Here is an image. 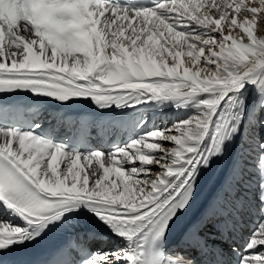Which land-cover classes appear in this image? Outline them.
<instances>
[{
	"label": "snow or ice",
	"instance_id": "obj_1",
	"mask_svg": "<svg viewBox=\"0 0 264 264\" xmlns=\"http://www.w3.org/2000/svg\"><path fill=\"white\" fill-rule=\"evenodd\" d=\"M260 23L264 0H0V264H29L23 250L77 222L100 227L78 233L79 257L66 251L61 264H264V179L257 193L240 169L228 191L244 186V195L210 214L239 240L242 207L259 212L234 259L200 236L210 216L169 244L213 161L242 132L264 149ZM20 91L131 110L132 128L144 131L93 149L83 126L61 134L38 108L4 99ZM150 105L196 114L160 128ZM103 229L119 243L92 250ZM193 247L206 259L190 258Z\"/></svg>",
	"mask_w": 264,
	"mask_h": 264
},
{
	"label": "bare ground",
	"instance_id": "obj_2",
	"mask_svg": "<svg viewBox=\"0 0 264 264\" xmlns=\"http://www.w3.org/2000/svg\"><path fill=\"white\" fill-rule=\"evenodd\" d=\"M257 35H264V24L260 23L258 25V27L255 29ZM152 111H150L148 113L149 116H156L159 115L160 117L164 118L165 115H167L169 112L173 111V109H175L174 106H167L164 107L162 109L157 108L155 106L150 105L149 106ZM176 112H180L179 109H175ZM196 113H194L195 115ZM131 115V110H112L110 111L106 116L103 117L102 119V124L98 127V135L99 133H103L106 136H111L112 138L114 137H120L122 138L124 141L125 140H130L132 137L134 138H138V136L140 134H142V132L144 130L141 129H136L134 130L132 128V121L129 118ZM174 113H172L170 115V117H173ZM44 120L47 121V125H54L55 127H61L62 124L58 121L57 117L55 115L53 116H45L43 117ZM124 119V120H122ZM123 129H122V125ZM123 133V135H122ZM243 133V132H242ZM241 136L237 138L238 141V147H237V151H236V155L234 156L229 169L227 170L226 174L224 175L221 183L215 188V190L212 193L211 198L208 200V202L206 203V205L204 206V208L202 209V211L194 218L193 223L191 224V228L182 236V240L185 239L186 234L194 227L196 226L198 223L201 222L202 218H204L205 216H209L214 209H216L217 207H219L221 205V201L223 200H235L237 198H235L234 196L237 195L238 198L240 196L244 195L245 192V187L244 186H240L241 189L238 190L239 187H237V190L233 193L230 194L228 191V188L230 186V184L232 183L233 180V174L234 171L237 169H242V164L241 162L244 160V158H242V155H246L248 157H251L252 155L249 154L251 150H254L255 148H253L254 144L252 142V140L250 139H246L244 136ZM97 150H101V151H109V141L108 142H102L100 144L97 145ZM257 151V150H256ZM264 151V149H261L262 152ZM250 162V161H249ZM248 163V162H246ZM249 166V165H248ZM247 166V167H248ZM249 169L251 170V173L247 176H250L248 181H252L255 185V191L257 192V188L258 185L260 183V181L262 179H264V174L261 175V171L260 172H256L254 171V167L249 166ZM243 171V169H242ZM263 171V170H262ZM243 174H245L243 172ZM246 176V178H248ZM238 192H240L239 194H237ZM228 194L230 195L229 197H232L233 195V199H227L228 196L224 195V194ZM217 201V202H215ZM247 208V205L245 204L241 211H240V218H239V223L241 225L240 228V233L239 235L242 237V239L244 240L251 232V226L253 227V225L255 224L256 220L259 217V212H253L249 207H248V211H245ZM213 219L209 220V223L211 224L212 228L207 227L208 224L203 223L200 227V236L203 237L205 239V241L209 244L214 246L217 249H222L224 251V253L226 254V259L228 260H233L234 256L231 253V249L225 248L229 245V243H231L232 241L224 238L222 231H219L217 229H215L213 226L214 224H216L217 226L219 225V228L221 229V225L224 226L225 229H229V224L226 222L225 217L223 216H212ZM217 235V236H216ZM229 235L230 238L237 235V233L229 230ZM236 240V239H233ZM113 243L111 245H106L105 243ZM119 243V241H117V239L115 237H110L108 236V239H106L105 241L102 242V244L99 246V248H105L107 250H112L116 247V244ZM178 244V243H175ZM227 245V246H226ZM193 252L194 255H196V253L198 255H201V251L195 247L190 248L188 251V254L190 252Z\"/></svg>",
	"mask_w": 264,
	"mask_h": 264
},
{
	"label": "rangeland",
	"instance_id": "obj_3",
	"mask_svg": "<svg viewBox=\"0 0 264 264\" xmlns=\"http://www.w3.org/2000/svg\"><path fill=\"white\" fill-rule=\"evenodd\" d=\"M264 24V23H263ZM176 109V108H175ZM175 109H173V111H171V112H169L167 115H165V117L164 118H162V117H160L159 115H156L155 117H156V120H155V124L157 125V126H159L160 128H164V127H169V126H171V125H173V123L174 122H178L179 120H181V119H185V118H188L189 116H192V115H194V113H195V109H187V110H185V109H179L180 110V112H176V110ZM172 113H174V116L173 117H170V115L172 114ZM122 120H124V119H122ZM123 126H124V124L122 125V129H123ZM140 131H141V129H140ZM245 135V136H244ZM256 135H257V137L259 138V143L261 144V145H264V116H262V122H261V125L260 126H258L257 128H256ZM242 136H244L246 139L248 138L249 139V137L245 134V133H242ZM253 142V141H252ZM166 146H168V147H171V146H173V144L172 143H170V142H163ZM253 144H254V146H253V148H255L254 150H251L250 151V153L249 154H251L252 156L251 157H248V156H246V155H242L243 157L242 158H244V160L241 162V164H242V169H243V172L245 173L244 174V177H245V179L246 180H248L249 179V177L250 176H247V174L249 175L250 173H251V170L249 169V166H251V167H254V171H260L261 170V175H263L264 174V160H262L261 158L262 157H264V151H262V152H259V151H261V149L260 148H258V146L253 142ZM257 150V151H256ZM250 161V162H249ZM246 162H248V163H246ZM249 165V166H248ZM248 166V167H247ZM241 169V170H242ZM263 170V171H262ZM246 176L248 177V178H246ZM239 188H238V190L239 189H241V187L240 186H238ZM237 190V191H238ZM259 192V185H258V188H257V193ZM240 192H238L237 194H239ZM224 195H226V196H228L227 197V199L229 198V199H233V196L232 197H229L230 195H228L227 193L226 194H224ZM235 198H238V196L237 195H235L234 196ZM240 197H242V196H240ZM215 202H217V201H215ZM245 211H248V206H247V208H246V210ZM210 216V215H209ZM210 219H213V217L212 216H210V218L208 219V221L205 223V224H208L207 225V227H210V228H212V226H211V224L209 223V220ZM217 236V235H216ZM106 245H111V244H113V243H105ZM104 250H107V249H105V248H103ZM113 250V249H112Z\"/></svg>",
	"mask_w": 264,
	"mask_h": 264
}]
</instances>
